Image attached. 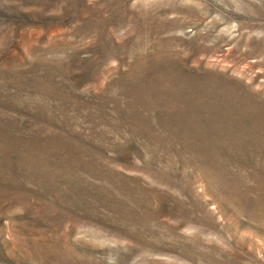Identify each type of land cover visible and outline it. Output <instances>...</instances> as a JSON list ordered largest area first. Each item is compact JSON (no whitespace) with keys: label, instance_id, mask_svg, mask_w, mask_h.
<instances>
[{"label":"rangeland","instance_id":"374dc122","mask_svg":"<svg viewBox=\"0 0 264 264\" xmlns=\"http://www.w3.org/2000/svg\"><path fill=\"white\" fill-rule=\"evenodd\" d=\"M0 264H264V0H0Z\"/></svg>","mask_w":264,"mask_h":264}]
</instances>
